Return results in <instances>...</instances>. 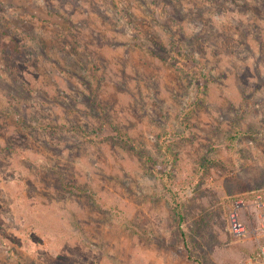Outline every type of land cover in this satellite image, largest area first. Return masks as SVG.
<instances>
[{"label": "rangeland", "instance_id": "1", "mask_svg": "<svg viewBox=\"0 0 264 264\" xmlns=\"http://www.w3.org/2000/svg\"><path fill=\"white\" fill-rule=\"evenodd\" d=\"M261 245L264 0H0V264H248Z\"/></svg>", "mask_w": 264, "mask_h": 264}, {"label": "built area", "instance_id": "2", "mask_svg": "<svg viewBox=\"0 0 264 264\" xmlns=\"http://www.w3.org/2000/svg\"><path fill=\"white\" fill-rule=\"evenodd\" d=\"M257 203L259 206H261L262 203V197L260 195L256 198ZM234 206L236 208L232 209L228 215V221H229V232L231 235L235 237H244L247 236L248 229L246 225L240 220L238 210L241 207V205L244 204L242 200H236L233 202ZM248 264H264V245H261L259 248V251L256 256H253L252 258H249L247 261Z\"/></svg>", "mask_w": 264, "mask_h": 264}, {"label": "trees", "instance_id": "3", "mask_svg": "<svg viewBox=\"0 0 264 264\" xmlns=\"http://www.w3.org/2000/svg\"><path fill=\"white\" fill-rule=\"evenodd\" d=\"M7 47V45L5 44V43H3V45H2V52H4L5 51V48ZM22 47L23 46H20V44H18V43H15L14 44V48H13V50L14 51H16V52H18V53H21L22 51H23V49H22ZM176 54H177V51H176ZM188 57H191L190 55H188ZM9 58H11V57H9ZM188 60V59H187ZM7 64H8V62H7ZM196 69H197V67H196ZM194 75L193 76H195V79H198L199 81H201L202 83L200 84V87H199V89H198V91H201V93H203L204 92V88H205V86H206V84H207V76H206V74H203L200 70H198L197 69V71H195L194 70ZM196 72H197V74H196ZM205 79V81H203L202 79ZM166 145V143H164V142H162V144H161V147H163V146H165ZM177 214H178V217H179V222H180V224L181 223H183V221H184V216L180 213V212H177ZM183 233V232H182ZM183 235H185L184 233H183Z\"/></svg>", "mask_w": 264, "mask_h": 264}]
</instances>
